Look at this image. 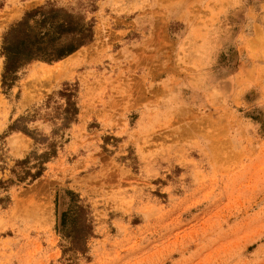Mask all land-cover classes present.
Here are the masks:
<instances>
[{"label":"rangeland","instance_id":"374dc122","mask_svg":"<svg viewBox=\"0 0 264 264\" xmlns=\"http://www.w3.org/2000/svg\"><path fill=\"white\" fill-rule=\"evenodd\" d=\"M41 6L93 39L3 83ZM0 264H264V0H0Z\"/></svg>","mask_w":264,"mask_h":264},{"label":"trees","instance_id":"16d2710c","mask_svg":"<svg viewBox=\"0 0 264 264\" xmlns=\"http://www.w3.org/2000/svg\"><path fill=\"white\" fill-rule=\"evenodd\" d=\"M92 39L93 25L84 17L52 6L28 12L3 35V83L34 59H59Z\"/></svg>","mask_w":264,"mask_h":264}]
</instances>
